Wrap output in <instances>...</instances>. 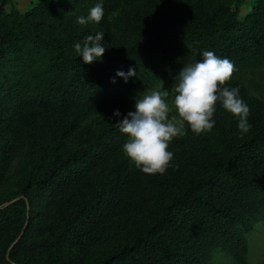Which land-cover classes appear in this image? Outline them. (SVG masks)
Wrapping results in <instances>:
<instances>
[{
	"label": "trees",
	"instance_id": "obj_1",
	"mask_svg": "<svg viewBox=\"0 0 264 264\" xmlns=\"http://www.w3.org/2000/svg\"><path fill=\"white\" fill-rule=\"evenodd\" d=\"M120 1L37 0L22 13L0 0V190L18 145L28 147L0 203L16 200L0 210V264H201L215 248L246 264L237 228L264 215V100L226 82L250 108V132L218 101L213 129L197 135L185 123L169 143L172 166L145 174L130 169L118 126L133 111L135 76L116 73L177 77L190 59L183 38L234 67L262 62L264 6L240 20L236 0H143L153 12L131 23L132 61L110 22ZM98 3L100 23H76ZM98 32L105 53L85 64L74 44ZM8 72L15 84L2 96Z\"/></svg>",
	"mask_w": 264,
	"mask_h": 264
},
{
	"label": "clouds",
	"instance_id": "obj_2",
	"mask_svg": "<svg viewBox=\"0 0 264 264\" xmlns=\"http://www.w3.org/2000/svg\"><path fill=\"white\" fill-rule=\"evenodd\" d=\"M103 16V6L98 3L90 9L87 17H77L76 23L98 24ZM103 39L104 33L98 32L74 44V50L78 57H82L83 63L92 64L102 58L105 53L101 43ZM201 56L200 61L184 66L172 86L175 94L172 108L176 110L179 119L177 115L169 116L171 108L166 102L169 91L153 90L139 98L135 97V111H129L118 123L120 132L127 136L123 153L145 174H163L172 166L170 161L173 160V153L168 151L169 143L187 134L185 123L197 135L211 131L216 123L213 117L218 101L237 118L241 136L251 130L252 125L248 119L250 108L241 99L239 87L224 86L232 77L234 65L212 51H203ZM136 73L135 67H129L126 73L118 71L116 75L127 82ZM113 115L119 117L121 114L115 110Z\"/></svg>",
	"mask_w": 264,
	"mask_h": 264
},
{
	"label": "rangeland",
	"instance_id": "obj_3",
	"mask_svg": "<svg viewBox=\"0 0 264 264\" xmlns=\"http://www.w3.org/2000/svg\"><path fill=\"white\" fill-rule=\"evenodd\" d=\"M202 0H194L199 4ZM8 3L6 9L10 6L16 7L20 12H29L37 0H6ZM261 4L264 6V0H236L235 7L239 9V18L244 20L252 12L255 6ZM153 8L147 6L143 0H121L114 12L110 16V22L113 30L127 56L133 61L135 55L134 37L131 30V23L134 18L144 13L150 15ZM182 44L189 55V64H194L202 59L201 53L198 50L190 49L187 45L186 38L182 39ZM136 68V76L134 77L135 90L131 99L133 111H135V97L139 98L146 92L169 91V96L166 102L169 104L171 111L169 116L177 115L176 110L172 108V100L174 93L172 86L175 83L176 77L168 80H156L148 73ZM8 80L4 84V90L1 92L5 95L6 90L15 84L12 78V73H7ZM237 80L242 82L247 88L249 94L260 100H264V61L250 64L246 67H234L232 77L229 81ZM177 119H179L177 115ZM130 169L138 171L135 165L129 161ZM28 165V147L27 144H19L15 156L9 166L3 187L0 190V203H5L11 198V193L15 188L22 172ZM15 200V199H14ZM12 200V201H14ZM249 230L245 231L241 227L237 230L244 233L247 243L246 264H264V215L256 218L249 223ZM10 250V249H9ZM201 264H238L229 254L221 249H211L206 253Z\"/></svg>",
	"mask_w": 264,
	"mask_h": 264
},
{
	"label": "water",
	"instance_id": "obj_4",
	"mask_svg": "<svg viewBox=\"0 0 264 264\" xmlns=\"http://www.w3.org/2000/svg\"><path fill=\"white\" fill-rule=\"evenodd\" d=\"M16 200H14V201H11V202H8V203H6L3 207H7V206H9V205H11L12 203H14ZM3 207H0V210L3 208ZM27 209H28V220H29V205L27 206ZM22 236V235H21ZM21 236L18 238V240H20L21 239ZM17 240V241H18ZM17 241L10 247V250L15 246V244L17 243ZM9 250V251H10ZM7 258L9 259V252H8V255H7Z\"/></svg>",
	"mask_w": 264,
	"mask_h": 264
}]
</instances>
